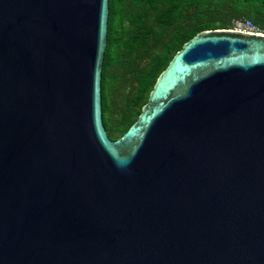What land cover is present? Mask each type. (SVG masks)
<instances>
[{
	"label": "water",
	"instance_id": "water-1",
	"mask_svg": "<svg viewBox=\"0 0 264 264\" xmlns=\"http://www.w3.org/2000/svg\"><path fill=\"white\" fill-rule=\"evenodd\" d=\"M108 10L0 0V264H264V33H195L111 139Z\"/></svg>",
	"mask_w": 264,
	"mask_h": 264
},
{
	"label": "trees",
	"instance_id": "trees-1",
	"mask_svg": "<svg viewBox=\"0 0 264 264\" xmlns=\"http://www.w3.org/2000/svg\"><path fill=\"white\" fill-rule=\"evenodd\" d=\"M102 122L111 139L134 122L157 75L195 33L247 18L264 33V0H108Z\"/></svg>",
	"mask_w": 264,
	"mask_h": 264
},
{
	"label": "built area",
	"instance_id": "built-area-1",
	"mask_svg": "<svg viewBox=\"0 0 264 264\" xmlns=\"http://www.w3.org/2000/svg\"><path fill=\"white\" fill-rule=\"evenodd\" d=\"M229 29L248 32V33H262L252 23V21L250 19H247V18L235 19L232 23V27Z\"/></svg>",
	"mask_w": 264,
	"mask_h": 264
}]
</instances>
